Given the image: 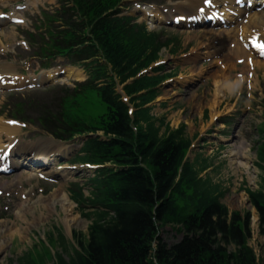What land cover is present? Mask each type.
Segmentation results:
<instances>
[{"label":"trees","instance_id":"obj_1","mask_svg":"<svg viewBox=\"0 0 264 264\" xmlns=\"http://www.w3.org/2000/svg\"><path fill=\"white\" fill-rule=\"evenodd\" d=\"M100 9L91 0L90 13L101 16ZM96 29L95 40L120 77H129L135 73L134 65H143L139 50L119 38L114 28H103L99 22ZM112 86L100 93L105 113L94 127L85 128L103 131L106 139L91 140L88 157L80 161L111 163L117 169L105 181H96L94 208L85 213L92 221L89 238L80 243L82 253L72 264H257L248 246L249 217L230 214L213 190L198 180L206 165L183 166L188 143L182 132L168 130L161 136L143 113L140 121L146 122V128L139 126L134 133L127 107L113 99ZM139 87L138 83L127 90ZM247 194L264 236V179L260 191L247 190ZM74 198L80 205L85 203L82 194ZM169 225L184 234L183 239L171 247L158 239L154 248L156 235ZM230 245L235 251L228 250ZM20 264L36 262L30 257Z\"/></svg>","mask_w":264,"mask_h":264},{"label":"rangeland","instance_id":"obj_2","mask_svg":"<svg viewBox=\"0 0 264 264\" xmlns=\"http://www.w3.org/2000/svg\"><path fill=\"white\" fill-rule=\"evenodd\" d=\"M1 3L3 2L0 0V5ZM8 3L12 4L13 0H8ZM24 3L28 6L31 4L30 12H27L26 16H29L31 12L36 10L38 5L37 0H32L31 3H29L28 0H25ZM52 4L53 2L50 0H47V2H41V5L48 9L52 8ZM19 29L21 28L18 27L16 32H11L8 29L4 30L5 33L8 34V39L10 40L8 43H5V45L9 47V50L5 51V53H10L1 57L6 60H1L0 64H13L14 62V64L17 65L15 68L17 71H25L33 74V72L40 67L37 61L26 60L27 62H30L29 67L24 65L23 62L25 61L22 62L15 59V57H17L20 53L22 54L23 51L20 45L15 42V39H13V37L19 33ZM150 29L152 31L160 32L156 29L154 30L152 27H150ZM190 35L191 34L188 35L168 31L167 34H162V39L170 40L172 44L171 48L173 47L172 50L176 49V51L178 50V55H182L184 53V49H187L186 46L188 43L192 40L199 42L198 38L193 37L188 39ZM171 48L162 51L160 54L161 59H169V63L166 66V72L168 73L172 71L175 66L174 63L170 66L173 62L170 54L172 52ZM190 54H192V52H190ZM55 64L62 65L61 61H57ZM196 69L197 67H183L178 69V73L190 74ZM112 72L114 73V78H116L117 81L127 79V77H120L119 74L115 72V69H113ZM110 76L112 75L110 74ZM220 79H222V77H220L217 73H214L210 78V82L197 90H190L189 94L186 95L183 94V90L180 89L179 85L178 93L174 95L173 90L176 85L170 84L168 87L162 89V96L154 101V107L149 114H151L155 120L163 119L165 127H162L160 123L155 122L157 123L155 124V128L159 127L165 130L166 127H169L171 130H176L184 124L186 125V134L190 138L193 137L194 140H196V138L204 140V143L202 142L203 140L196 142V148L193 150V153L189 154V158L191 161L198 160L200 163H202V161L205 163V160L207 161L208 170L201 175L204 183L203 186H207L211 190L214 189L219 191V201L228 209L230 214L238 213L244 220L249 217V230L251 238L248 241V246L256 257V263L264 264V236L260 233L259 214L257 209L250 205L246 190H257L259 188L258 184L260 177L264 176V171H261L256 167L255 163L257 155L254 146V143H256L259 139L257 127L262 123V121H264V112H262L261 109L264 108V105L262 104L264 94L259 96L260 99H262L260 100V104L257 105L258 102H256L258 107H255L251 113L246 114L244 122L240 121L239 123L236 122L234 124L231 131V137H222L218 135L214 138L207 128H204V126L208 125L213 115L220 113L219 116H223L224 113H231L235 110V105L231 102V98L233 97L235 90L233 89L228 92V89H226L227 86H222V82L217 84ZM261 80V86L259 85L257 87L258 92H264V76H262ZM117 81H115L116 84L118 83ZM74 84L71 86L73 87ZM122 85L123 84H119V86H116V93L123 96L125 89ZM67 94H70V91L67 92ZM238 94L239 93L237 92V95ZM84 97L85 99L80 97L82 106L79 109L78 107L77 109H72V111L74 115L80 116L77 117L81 123L91 125L99 116L105 113L106 105L92 98L90 92H87ZM253 98L254 96H252V99ZM249 101V97L244 94L240 99V106L236 105L235 111H240L245 114L244 107L245 105L248 106ZM170 102L173 104H166ZM1 107L2 104H0V108ZM218 108L219 110L215 111ZM142 128H146L145 124H142ZM221 129V131H223L224 127L222 126ZM236 129L238 130L235 131ZM34 133L37 134V138L39 140H42V138H49V136L41 133L40 131ZM36 134L31 137L35 138ZM0 139L2 141H5V139L9 141L6 137H2ZM221 139H223V141ZM229 139L231 140L228 141ZM241 143H243L244 148H242L244 150V154L237 157L236 155H233V153L234 151H238L237 146ZM60 147H63V145L60 144ZM232 149L233 151H231ZM57 150L58 146L51 148V151ZM67 155L70 156V152ZM245 165L248 166V168H246ZM81 171L82 170L80 169L75 172L67 170V177L60 180L57 186H50L45 182L37 183L32 180L30 185L38 184L45 191L42 195L31 198L33 206H36V209L32 211L33 213H24V215L19 218L16 215L18 210L16 207L9 212L14 203L9 205V211H7L4 208L7 204V200L0 199V205L2 207L0 208V231H5L14 224L20 226L21 228H26V231H23V235H17L12 240L8 239V236H2L1 239H4L6 245L0 250V264H20L22 258L28 257H32L36 264H57V257L59 256L62 257L65 262H73V260H77L79 254L82 253L80 243L87 242V239L89 238V228L92 221H90L89 218H84L79 211L78 206L74 203L72 213L73 217H78V220L72 224L73 227L71 229V234H69L62 221L64 217L63 211L59 204H53L51 202V194L59 188L60 184H63L62 187L66 191L65 193H67L68 183L73 179L77 178V180H82L84 177L89 178L93 176L92 172L88 173ZM14 177H16V175L12 176L11 179ZM2 180L5 181V178H2ZM24 183V186L29 184L27 181H24ZM215 186L218 187L215 188ZM16 189L17 187L12 190L13 196ZM39 196H41V198H38ZM69 199L72 200L70 195ZM45 205H48V208H46ZM51 206L52 209L49 208ZM3 213L10 214L7 218L3 219ZM254 219H256V221H254ZM174 228L175 227H173V225H169L160 231V233L155 237L156 242L153 243V247L155 248L157 246L158 239H161L164 245L170 247L180 242L183 239L184 234L177 232ZM57 240L59 243L56 242ZM227 248L230 252L235 251L234 247L231 245L227 246Z\"/></svg>","mask_w":264,"mask_h":264},{"label":"bare ground","instance_id":"obj_3","mask_svg":"<svg viewBox=\"0 0 264 264\" xmlns=\"http://www.w3.org/2000/svg\"><path fill=\"white\" fill-rule=\"evenodd\" d=\"M195 3H200L201 1L203 0H193ZM231 0H221L222 4H224L225 2H229ZM190 4V3H189ZM181 7H184L183 5ZM183 16V15H181ZM257 18V19H256ZM257 20H264L263 17H262V14L260 15H257L256 17L255 16H249V19L247 21V24H244L243 28L242 29H237V30H232V31H229L228 33V49L230 50L229 48V40H232V39H235V41H231L230 43H235L234 44V47L232 48V55L231 57L229 58V61L232 62V67H229L228 69L232 70L233 67H237V65L235 63H233L234 60H232L233 57H235V60L236 59H240V58H244L246 61H247V57H246V52H245V49L243 48V46L241 45V43L239 42V39H238V36L241 35L244 36V39L247 38V35H248V32L249 30H252V25H256V26H259L260 23L257 21ZM221 33H214V32H206L205 34L201 35L198 37V39H202L203 38H209V40L213 41L214 39L218 38L219 35ZM1 44V42H0ZM259 62V61H258ZM257 62V68L261 71V70H264V62ZM245 74H247V70L246 69H241ZM227 77H225V79H229V74H225ZM80 76V75H79ZM257 80V77L255 74H253V80ZM239 82L241 83V80H239ZM223 86V85H222ZM218 87V85H217ZM226 87V86H225ZM227 89L230 90V85L227 86ZM217 99V98H216ZM220 100V99H219ZM218 103V102H217ZM163 132V128L160 129L159 133ZM243 144L241 143L239 146H237V152L234 151L233 155H243ZM236 149V148H235ZM233 151V149L231 150ZM246 168H248V166L245 165ZM39 170H34V177L36 176V173H38ZM18 177V182L22 184V181L24 179H27V178H34L32 177L31 175H24L22 173H19V175H16ZM4 185H7V183H2L0 182V188H2L1 186L4 187ZM20 185V184H19ZM38 198H41V196H39ZM37 198V199H38ZM51 202L53 204L57 203L59 204V206L61 207L62 211H63V223L65 224V228H66V231L71 234V229H72V224H74L77 220H78V217H73V213H72V210H73V205L74 203L71 202V200L69 199L68 195L65 193V191L63 190V187H59L58 189H56L52 194H51ZM46 208H48V205H45ZM52 209V206L49 207ZM36 209V206H33V202L31 200H28L27 202L23 203L20 208L17 210V213L16 215L18 216V218L22 215H24V213H33L32 211ZM254 221H256V219H254ZM5 222V221H4ZM23 231H26V228H21L20 226L14 224L12 227H10L9 229L7 230H3V231H0V250L6 245L4 239L2 240V236H8V239H13L15 236L17 235H23ZM8 233V234H6Z\"/></svg>","mask_w":264,"mask_h":264}]
</instances>
